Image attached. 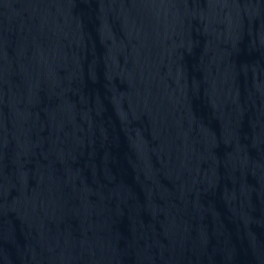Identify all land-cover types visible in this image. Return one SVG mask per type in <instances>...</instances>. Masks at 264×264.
<instances>
[{"label": "water", "instance_id": "95a60500", "mask_svg": "<svg viewBox=\"0 0 264 264\" xmlns=\"http://www.w3.org/2000/svg\"><path fill=\"white\" fill-rule=\"evenodd\" d=\"M0 264H264V0H0Z\"/></svg>", "mask_w": 264, "mask_h": 264}]
</instances>
